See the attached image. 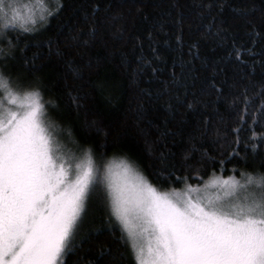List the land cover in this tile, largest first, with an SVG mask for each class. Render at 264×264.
I'll use <instances>...</instances> for the list:
<instances>
[{"label":"trees","instance_id":"obj_1","mask_svg":"<svg viewBox=\"0 0 264 264\" xmlns=\"http://www.w3.org/2000/svg\"><path fill=\"white\" fill-rule=\"evenodd\" d=\"M48 6L32 31L9 26L0 71L39 89L64 137L133 160L163 190L264 173V0ZM106 198L102 184L89 194L61 264H135Z\"/></svg>","mask_w":264,"mask_h":264},{"label":"snow or ice","instance_id":"obj_2","mask_svg":"<svg viewBox=\"0 0 264 264\" xmlns=\"http://www.w3.org/2000/svg\"><path fill=\"white\" fill-rule=\"evenodd\" d=\"M17 8L0 0L3 62L15 55L9 26L19 23L28 32L33 29L26 25L37 23ZM0 90V264H61L86 199L99 184L135 264H264V173L213 176L202 186L223 189L227 199L199 195L188 176L176 177L185 182L183 192L159 191L123 158L101 174L90 148L61 142L39 89L23 88L0 71ZM5 99L16 109L7 108Z\"/></svg>","mask_w":264,"mask_h":264},{"label":"rangeland","instance_id":"obj_3","mask_svg":"<svg viewBox=\"0 0 264 264\" xmlns=\"http://www.w3.org/2000/svg\"><path fill=\"white\" fill-rule=\"evenodd\" d=\"M50 0H11V2L12 3H14V4H16V5H18V8H17V11H19L23 16H25V17H27V15H29V14H31V15H33L34 16V18L35 19H37L39 16H41V15H44V13H46L47 12V9H48V2H49ZM5 2L6 3H8L9 2V0H5ZM11 16V13H9V17ZM30 23V22H29ZM4 24V18H3V15H0V26H2ZM31 24V23H30ZM0 31H2V29H0ZM3 96V95H2ZM2 96H0V97H2ZM41 98H42V102L44 103V101H43V97L41 96ZM4 103H5V106L7 107V108H12L13 110H15L16 109V107H17V105H15V104H8V101H7V99H5V101H4ZM4 115H5V117H7V112L5 111L4 112ZM46 119L47 120H52V121H54L55 122V120H54V118H51L50 116H49V114L47 113V111H46ZM61 130V135L59 136V139L61 140V142L63 143V144H66L69 148H71V147H73V144L72 143H69V135L67 134V137H64V134H66L65 132H64V129H60ZM71 141H73V140H71ZM73 142H75V143H78L77 141H73ZM79 144V143H78ZM92 154H93V159H94V162H95V164L99 167V169H100V171H101V174L103 173V170H104V168H105V166L109 163V162H115V163H119V161H120V159H124V160H126V161H128L129 163H131L132 165H133V168L136 170V171H138V172H140L142 175H144L145 177H146V175H145V173L143 172V170H141L140 168H139V166L138 165H136L135 163H134V161L132 160H129V159H127L126 157H124V156H116V155H114V156H109V157H101V158H97L96 157V155L93 153V151H92ZM213 176H220V175H213ZM213 176H211V178L213 177ZM221 177H224V176H221ZM147 178V177H146ZM226 178V177H225ZM208 181V180H207ZM150 182V181H149ZM206 182V181H205ZM205 182L204 183H202V184H200V185H194V186H198V187H200L201 188V190H200V192H199V195H201V196H210V197H216V196H220V197H223V198H225V199H227V196H226V194H225V191L223 190V189H220V190H218L216 187H209L208 189H204L202 186L205 184ZM151 183V182H150ZM102 186H103V188H104V190H105V192H106V194H107V190H106V187L102 184ZM157 187V186H156ZM157 189L159 190V191H171L172 189H174V188H169V189H166V190H163V189H160V188H158L157 187ZM177 190H179L180 192H183L184 190H185V186L184 187H182V188H178ZM243 192L241 191V192H239L238 193V195H240V196H243ZM195 195V194H194ZM87 200H88V198L86 199V202H87ZM86 202H85V208H86ZM85 210V209H84ZM84 210H83V212H84ZM83 212H82V214H83ZM82 216V215H81ZM81 218H78V222H77V224L79 223V220H80ZM121 226V225H120ZM126 234V233H125Z\"/></svg>","mask_w":264,"mask_h":264}]
</instances>
